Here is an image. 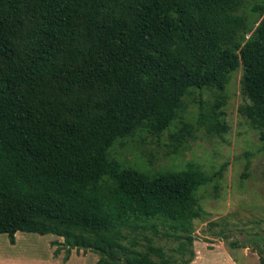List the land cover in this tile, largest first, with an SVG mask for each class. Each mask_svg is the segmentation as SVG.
I'll use <instances>...</instances> for the list:
<instances>
[{
  "label": "trees",
  "instance_id": "obj_1",
  "mask_svg": "<svg viewBox=\"0 0 264 264\" xmlns=\"http://www.w3.org/2000/svg\"><path fill=\"white\" fill-rule=\"evenodd\" d=\"M239 69L238 112L264 147V0H0V234H51L96 264H189L199 192L216 194L229 163L140 168L114 148L159 139L204 90L218 95L196 125L225 133L223 92ZM193 128H180L176 157ZM162 236L181 260L154 245Z\"/></svg>",
  "mask_w": 264,
  "mask_h": 264
},
{
  "label": "rangeland",
  "instance_id": "obj_2",
  "mask_svg": "<svg viewBox=\"0 0 264 264\" xmlns=\"http://www.w3.org/2000/svg\"><path fill=\"white\" fill-rule=\"evenodd\" d=\"M257 1L248 0V3L253 5ZM240 79L239 69L223 92L226 104L220 110L225 112L224 122L228 127L225 133H209V119L205 120L206 126L198 128L196 125L202 111L207 118L212 114L218 95L204 90L184 98L186 108L182 119L174 121L159 139L141 132L124 145L117 143L114 148L117 160L140 168L181 170L192 164L213 174L223 162L229 163L217 181L216 194L212 184L199 192L201 215L193 221V241L186 245L185 258L189 257L191 249L194 253L189 264H259L251 239L264 237V147L249 122L238 112L247 102L241 94ZM186 123L194 127L192 138L185 136L176 157L171 148ZM246 152L252 156L247 176L243 178ZM62 242L51 234L18 232L15 244H11L6 234H0V264L97 263L98 255L93 252L70 250L67 254ZM178 244V240L170 237L154 238V245L162 247L168 256L181 260L175 252ZM260 244L264 247V240Z\"/></svg>",
  "mask_w": 264,
  "mask_h": 264
}]
</instances>
